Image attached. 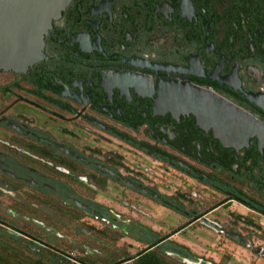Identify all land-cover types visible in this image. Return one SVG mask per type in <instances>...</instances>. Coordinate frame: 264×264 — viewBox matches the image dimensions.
Here are the masks:
<instances>
[{
  "label": "flooded vegetation",
  "instance_id": "flooded-vegetation-1",
  "mask_svg": "<svg viewBox=\"0 0 264 264\" xmlns=\"http://www.w3.org/2000/svg\"><path fill=\"white\" fill-rule=\"evenodd\" d=\"M252 214L264 222V0H71L41 59L0 71L13 256L220 264L252 248ZM123 239L136 252L107 258Z\"/></svg>",
  "mask_w": 264,
  "mask_h": 264
},
{
  "label": "water",
  "instance_id": "water-1",
  "mask_svg": "<svg viewBox=\"0 0 264 264\" xmlns=\"http://www.w3.org/2000/svg\"><path fill=\"white\" fill-rule=\"evenodd\" d=\"M70 1L0 0V71L22 72L39 61L44 36Z\"/></svg>",
  "mask_w": 264,
  "mask_h": 264
},
{
  "label": "rangeland",
  "instance_id": "rangeland-1",
  "mask_svg": "<svg viewBox=\"0 0 264 264\" xmlns=\"http://www.w3.org/2000/svg\"><path fill=\"white\" fill-rule=\"evenodd\" d=\"M253 222H255L258 226L256 232L252 235L250 234V240L252 242V248L260 247L264 249V222L259 219L258 216L253 215ZM169 219V218H167ZM261 222V224H259ZM169 224H175V221L169 220ZM67 237H71V233H64ZM215 237H213L214 239ZM212 238L205 231L200 233V241L199 246H204V242L210 241ZM192 240H196V238H192ZM235 245V246H234ZM94 246V242H92V247ZM231 246L230 253H219L220 256V264H264V257L252 252L251 249L243 248L237 244H229ZM61 249H63L66 253L69 254V258L71 256V244H62L59 245ZM207 247V246H205ZM137 250L136 244L128 239H123L117 244H109L106 246L107 258L115 257L116 255H130L134 254ZM233 259L230 260L229 259ZM0 264H36L35 257L33 255H21V256H13L9 253L5 248L0 246ZM172 264H176L172 262Z\"/></svg>",
  "mask_w": 264,
  "mask_h": 264
},
{
  "label": "trees",
  "instance_id": "trees-1",
  "mask_svg": "<svg viewBox=\"0 0 264 264\" xmlns=\"http://www.w3.org/2000/svg\"><path fill=\"white\" fill-rule=\"evenodd\" d=\"M151 254V255H149ZM154 252H149L146 256L140 257L137 260H135L134 264H170L165 259H163L159 255H154ZM36 264H40V262L36 261ZM58 264H70L69 262L65 261L59 262Z\"/></svg>",
  "mask_w": 264,
  "mask_h": 264
}]
</instances>
